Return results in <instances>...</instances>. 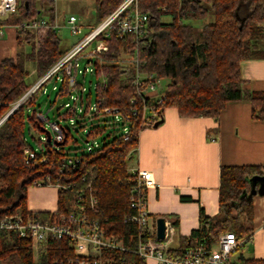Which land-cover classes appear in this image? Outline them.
Segmentation results:
<instances>
[{"label":"trees","instance_id":"1","mask_svg":"<svg viewBox=\"0 0 264 264\" xmlns=\"http://www.w3.org/2000/svg\"><path fill=\"white\" fill-rule=\"evenodd\" d=\"M54 1L17 0L15 13L0 20V26L38 20L44 11L52 21ZM124 1L94 0L95 22L82 38ZM136 6L149 18L141 38L110 34L93 42L102 41L107 48L84 62V67L91 66L90 74L96 80L93 96L91 92L84 95L83 82L70 87L60 68L0 124V225L9 215L53 220L55 213H32L26 207L28 188L48 176L51 184L72 185L70 190L59 192L56 213H67L77 191H86L91 184L97 198V218L133 249L136 229L123 223L131 212L127 199L132 176L127 163L136 152L142 129L162 120L164 109H176L181 118L217 119L227 103L239 101H249L252 119L264 121V92L244 90L240 74L242 61L264 60V0H137ZM164 17L171 21H162ZM193 22L204 24L197 29ZM15 35L18 48L28 46V50L0 61V121L68 51L61 48L56 31H16ZM27 63L35 72L31 82ZM164 80L163 90L159 85L156 94L148 93L150 86ZM57 81L51 90L54 97L49 100L46 86ZM43 96L47 97V110L67 100L60 106L65 111L57 110L56 114L68 123V127L57 123L62 131L59 143L47 142L43 131L49 130L52 140L39 102ZM106 108L110 113L103 112ZM152 110L156 120L150 123L146 114ZM26 135L38 149L29 145ZM78 140L85 145L95 142L97 147L90 153L66 149ZM26 149L35 156L29 164L25 163ZM63 157L80 160L65 175L58 171ZM262 175L264 168L255 166L221 167L218 214L207 218L201 210L198 227L182 238L170 255L180 258L187 249L198 246L210 250L225 233H233L237 240L249 238L253 205L243 194L249 189L248 180ZM37 255L35 261L29 240L0 229V264H60L73 256L65 243L56 240H50ZM103 256L107 264H145L130 251H106ZM239 264H264V260L240 258Z\"/></svg>","mask_w":264,"mask_h":264},{"label":"crops","instance_id":"2","mask_svg":"<svg viewBox=\"0 0 264 264\" xmlns=\"http://www.w3.org/2000/svg\"><path fill=\"white\" fill-rule=\"evenodd\" d=\"M57 18L54 1L52 21L58 24ZM79 25L83 35L84 28L80 22ZM4 28L0 61L20 51L16 30ZM240 74L244 90L264 92V60L242 61ZM31 77L34 81V70ZM128 163L130 170L140 168L152 174L156 186L147 192L149 224L155 234L156 220L164 219V242L174 250L182 238H188L198 227L201 210L207 218L218 214L221 167L264 168V121L252 119L249 101L227 103L217 119L181 118L176 109H164L161 124L140 131L136 152ZM258 189V185L254 189L250 186L247 191L245 198L253 205V231L238 251L239 257L232 258L233 263L239 264L240 258L264 260V187L261 192ZM251 191L256 193L252 195ZM58 194L54 186L28 188L27 211L56 213ZM145 264L157 263L148 259Z\"/></svg>","mask_w":264,"mask_h":264},{"label":"built area","instance_id":"3","mask_svg":"<svg viewBox=\"0 0 264 264\" xmlns=\"http://www.w3.org/2000/svg\"><path fill=\"white\" fill-rule=\"evenodd\" d=\"M137 0H125L112 14L99 24L85 37L76 42L64 56L41 78L33 87L19 100L13 107L19 105L36 91L45 81H47L60 68H63L64 75L68 78L70 87L77 82H82L85 73L91 72L90 66L81 68L92 55L100 54L107 48L102 41H98L93 49L84 54V51L93 44L99 37H108L110 34L122 38L132 35L136 39L141 38L148 21V15L140 13L136 6ZM17 0H0V20H5L15 13ZM8 26L22 33L34 32L40 29L57 31L59 26L48 17H41L38 20L22 21L17 25H1L0 37L3 34L2 28ZM67 28L73 36L81 33V26L74 16L67 19ZM81 79H78L77 76ZM137 78V86L140 85ZM152 85L148 93L156 94L158 87ZM145 93V98L148 96ZM147 95V96H146ZM75 100V97H72ZM161 100L159 99V103ZM17 104H19L17 106ZM69 108V105L66 104ZM72 110V109H71ZM110 109L103 110L105 114L110 113ZM112 112H115L113 110ZM146 112V110H144ZM148 115L149 122L156 120V113L152 110ZM72 124V121H70ZM52 142L62 141V131L57 123L51 124ZM97 147L95 142L86 145V152L90 153ZM38 150H36L37 152ZM26 164L34 159V153L26 149ZM80 163L79 158L63 157L59 174H69L75 166ZM131 174V188L128 192V206L130 214L124 219V224H131L136 229L133 249H129L124 244V239L120 234H115L99 221L97 218V198L91 184H87L86 191L78 190L71 208L67 213H55L53 220H40L38 217H27L23 219L19 215L5 216L0 225V229L7 234H15L19 239L29 240L34 252H39L50 240L61 241L71 253L72 257L64 258L60 264H107V259L103 253L106 251H130L144 262L153 259L157 264H230L232 256L242 248L247 239L237 240L233 233H225L218 237L217 244L210 250L203 246L187 249L180 258L170 255V249L164 240H157L150 227V217L146 207L147 192L156 186L152 174L140 168L127 170ZM54 186L58 192H65L71 189V184H61L56 182L51 184L50 177H45L34 182L33 186ZM132 240V238H130ZM129 240V241H130Z\"/></svg>","mask_w":264,"mask_h":264},{"label":"rangeland","instance_id":"4","mask_svg":"<svg viewBox=\"0 0 264 264\" xmlns=\"http://www.w3.org/2000/svg\"><path fill=\"white\" fill-rule=\"evenodd\" d=\"M55 12L58 15V30L57 35L61 40V48L64 49H68V48H72V46L78 42L82 36V33H80L77 36H73L69 29L67 28V19L69 16H74L78 23L80 22L82 27L84 28L83 30V34H86V32H88V30H86L87 27H93L94 22H95V13H94V0H55ZM42 17H48V13H46L45 11L43 12ZM162 21L164 22H170V18L169 17H164L162 19ZM202 24H204L203 22H193L192 25L194 27H196L197 29H199ZM3 30V36L4 34H6L5 28H2ZM10 30V29H9ZM94 44H92L91 46H89L85 51L84 54H86L87 52H89L91 49H93ZM20 50L22 51H26L28 50V46H24L23 48H20ZM84 67V63H81V68ZM91 67V66H90ZM26 69L29 71V77H28V81L31 82L32 80V74H33V69H32V64L27 63L26 64ZM31 75V76H30ZM78 79H81V77L78 75L77 76ZM83 85H84V95H86L88 92H91L92 96L94 93V86L96 83L95 78L93 77V75H91L90 73H85L84 75V79L82 80ZM56 85H58V81L56 82ZM166 85V81H161L160 82V89H164ZM52 86L53 83H48L46 86V91L48 93V99L52 100L54 97V92H52ZM44 99H47V97L43 96L39 99V102L42 103V110L45 113V119H47L48 123H46V128L51 129V124L53 123H60L61 125H63L64 127H68V123L66 121L63 120H59L56 117L57 114V110H59V113H63L65 111V108H60V106L65 103L67 100H60L58 101V103L47 110V106L46 103H44ZM70 104H72V99L68 100ZM73 136L75 138L78 139V136L74 133ZM36 137V136H34ZM26 139L29 143V145L34 148V149H38L37 144L35 143L34 140L31 139V137L29 135H26ZM78 144L77 145H69L66 147V149H70V150H76V149H81L80 152H84L86 153V145L81 142L80 140H78ZM85 149V150H83ZM79 151V150H78ZM79 152V153H80ZM129 165V163H128ZM127 170H128V166H127ZM37 252H34V260H37ZM240 255V252L235 253L232 258L233 259H237Z\"/></svg>","mask_w":264,"mask_h":264},{"label":"water","instance_id":"5","mask_svg":"<svg viewBox=\"0 0 264 264\" xmlns=\"http://www.w3.org/2000/svg\"><path fill=\"white\" fill-rule=\"evenodd\" d=\"M27 6V4H25ZM19 104H17L18 106ZM16 109V107H13L3 118L2 120L0 121V124L8 117L10 116V114ZM162 123V120H159L155 125L154 127H157L159 124ZM45 135L47 136V142H51V134H50V131L49 130H46L44 129L43 130ZM58 146V144H56ZM248 183H249V187L251 186L252 189H254V187L256 185L259 186V189H258V192H261L263 187H264V176H254V177H251L249 180H248ZM256 192L255 191H251V194L254 195ZM243 197H247V192H245L243 194ZM165 231H166V228H165V221L163 218H159L156 220V230H155V236H156V239L157 240H164L165 238Z\"/></svg>","mask_w":264,"mask_h":264}]
</instances>
